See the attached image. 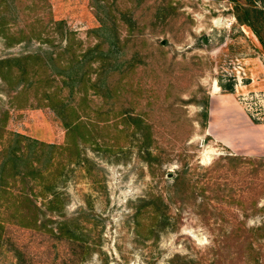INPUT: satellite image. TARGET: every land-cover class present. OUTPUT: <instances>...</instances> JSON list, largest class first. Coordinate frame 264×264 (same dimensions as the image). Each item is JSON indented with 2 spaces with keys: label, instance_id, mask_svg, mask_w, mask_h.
<instances>
[{
  "label": "rangeland",
  "instance_id": "374dc122",
  "mask_svg": "<svg viewBox=\"0 0 264 264\" xmlns=\"http://www.w3.org/2000/svg\"><path fill=\"white\" fill-rule=\"evenodd\" d=\"M236 1L244 4L245 0ZM253 5L264 9V0H255ZM232 8L231 0H0V59L27 54L33 57L17 64L23 75L12 73L6 81L0 78V149L8 145L11 133H18L55 145V161L60 162L61 157L65 160V151L60 150L65 141V129L43 94L47 89H54L59 96L75 103L78 94L68 91L79 88L82 92L79 81L71 82L63 77L70 74L67 50L60 55L58 67L48 62L54 50L67 44V32L72 33L69 47L75 54L88 52L100 36L94 28L102 20L108 25V36L131 40L123 45V58H130L133 51L142 56L133 66H129L131 60L124 65L127 72L117 91L131 90L126 98L122 91L123 97L118 103L124 98L128 104L114 108L113 105L100 107L101 99L90 95L87 79H93L96 63L89 60L90 54L81 59L79 74L85 75L80 80L85 82L89 99L84 107L76 108V113L82 114L80 118L89 129L86 134L96 136L94 141L98 143L103 140L99 138L102 136L106 142L105 151L97 149L92 144L94 141L82 146L84 155L96 168L95 181H91L85 167L73 162L65 164L64 177L56 186L57 192L67 196L62 212L49 211L45 199L34 197L40 210L37 218L46 220L45 231L39 236L13 225L26 224L29 220L26 203L13 212L6 198H0L3 227L0 264H16L19 262L17 253L34 264H72L69 263L72 256L68 260V245L46 231L50 228L57 232L61 215L76 217L80 236L100 250L83 264H166L174 254L191 258L202 256L203 264L213 262L214 258L217 260L213 264H253L252 260L244 262L241 248L244 236L250 237L252 247L264 248V237H257L260 230L264 234V156L233 153L222 141L208 135L229 134L231 138L232 131L236 134H243L240 130L250 134L264 131L263 127L250 130L244 126V119L264 123V53L250 29L237 24ZM59 23L62 33L57 28ZM143 40L145 44L141 43ZM132 41L136 46L130 44ZM94 54L92 52L91 56ZM40 61H44L43 70ZM169 61L173 66L167 78L159 68ZM55 71H62L63 76L55 75ZM46 75L54 81L46 82ZM168 79L172 87L166 90ZM217 81L230 83L231 92L222 90ZM176 96L184 100L194 98L196 103H184L181 109L170 112L167 103ZM204 100L207 101V121L209 114L212 118L210 133L197 123L201 120L198 113ZM110 102L108 100L107 104ZM124 107L134 114L142 113L150 124V134L169 153V161L163 162L160 170L152 167L153 172H150L137 155L134 139L124 140L115 135L131 134L129 128L119 131L122 125L117 110ZM127 146L126 159L123 152H118L114 160L111 151L119 147L125 151ZM150 148L155 149L153 144ZM207 151L212 154L208 155ZM229 154L244 156L245 160L224 161V166L204 176H214L225 185L216 195L209 189L204 193L208 204H215L218 213L210 219L209 225L201 222L190 208L182 207L176 229L162 231L157 238L134 233L128 218V202L147 193L161 192L166 196L171 182L166 172L172 173L179 167L180 156L185 155L188 163H198L204 168ZM201 172L196 170L192 180ZM1 181L8 182L10 178ZM31 186V182H16V187L25 191ZM239 188L244 190L242 196L237 195ZM229 194L236 195L233 201ZM170 207L173 215L176 205ZM231 231L230 236L225 235ZM210 249L219 250V258H213ZM258 262L264 264V255Z\"/></svg>",
  "mask_w": 264,
  "mask_h": 264
},
{
  "label": "trees",
  "instance_id": "16d2710c",
  "mask_svg": "<svg viewBox=\"0 0 264 264\" xmlns=\"http://www.w3.org/2000/svg\"><path fill=\"white\" fill-rule=\"evenodd\" d=\"M255 0H245L244 4L237 3L236 0H231L233 3L232 14L237 22L241 26H245L250 29L252 34L256 37L259 42L262 52L264 53V9L258 8L253 5ZM2 26V25H0ZM108 26L101 20V24L94 28V31H98L100 36L96 39L92 45L91 50L82 54H75L74 49L69 47V39L72 33H66L65 37L67 38V44L63 48H58L54 50L55 52L48 56V62L54 64L58 67V61L60 55L67 50L70 53V58L67 61L70 74L66 76L62 75V71H55V75L63 76L64 79L71 82H80L82 85V92L80 90L68 91L69 93L78 94L76 97V102L72 103L67 97L59 96L56 91L47 89L43 94L46 103L52 108L56 116L59 117L64 129H65V141L60 146V150L65 153V160L63 157L60 158V162L55 161L54 150L57 148L53 144L41 142L39 140L24 137L18 133H11L9 139L7 140L8 145L0 149V198H6V203L16 212L20 208V205L26 203L30 210V217L27 218L26 224L13 223V225L20 226L30 233H35L36 235H41L45 231V222L40 221L37 218L38 213L40 212L38 206L35 205L34 197H41L45 199L47 209L49 211L58 210L62 212L63 209V200L66 199V195L62 192H57L56 186L57 183L61 181L64 177L63 168L65 164H70V162L75 163L76 165L85 167L87 174L91 177V181H95L93 176L96 175V168L94 163L84 155L82 146L87 141H94L95 137L92 134H86L89 132L87 126L83 123L80 117L82 114L76 113V108H82L86 105L87 99H89L84 88L85 82L82 83L80 77L85 74H79V67L82 63V60L87 54L89 55L90 61H95L96 65L93 67L94 76L93 79H87L89 85L87 88L90 90V95L97 96L101 99V106H108L113 108L118 105H125L126 96L128 91L131 88H127L124 91L122 88L118 92L117 87H119L120 80L125 75V64L131 60L129 66H133L135 62L141 59V55L138 51H133L130 58H123V45H126L130 39H124L123 41L119 39L116 35H111L110 37L107 34ZM57 28L62 33L61 23L57 25ZM38 33V32H36ZM110 38V40L108 39ZM46 41L47 38L45 39ZM133 40V39H132ZM145 44L143 40L141 42ZM130 44L136 46V42L132 41ZM160 44V43H159ZM92 52L95 54L93 56ZM32 55H22L18 57H7L0 59V78L3 81L9 79V76L12 73L23 75L22 70L18 67L17 64L21 60H27ZM34 56V55H33ZM47 62V64H49ZM40 67L43 70V63L40 61ZM172 64L169 61L166 64L160 65L159 71L162 72L167 78H169V69L172 68ZM128 70V69H127ZM46 82L52 83L54 80L49 78V75L45 76ZM65 80H62L65 82ZM217 85L226 92H231V84H222L217 81ZM166 90L171 89L172 83L168 79L165 83ZM138 89V88H135ZM124 98L121 102L118 103V99H122L123 92ZM111 100L109 104L107 101ZM125 101V102H123ZM196 103L194 98L184 100L179 96H176L172 101L167 103L166 108L171 112L173 109H181V105L184 103ZM148 104V103H147ZM118 118L119 123L122 125L119 131L129 130L131 134H115L118 138L126 140L127 137L135 140V145L137 146V155L145 163L147 168L152 171V167H156L157 170H160L163 162L169 161V153L160 147L158 141L153 138L150 134V124L143 117L141 112L133 113L129 108L118 109ZM96 114L100 112L95 111ZM106 114V112H103ZM115 114V113H114ZM201 116V120L197 121L199 127L204 129L207 122V101L204 100L201 104V112L198 113ZM183 122L187 119H182ZM103 121V120H99ZM188 124L191 126V120L188 121ZM103 126L102 128H104ZM87 128V129H86ZM98 135V134H96ZM99 138H104L99 136ZM101 140V142H92L97 149H102L105 151L106 142ZM11 141V142H10ZM91 143V142H90ZM153 144L155 148L152 150L150 146ZM122 151V148L119 147L117 151H111L114 160L115 154L118 152H123L122 155L126 159L129 154L128 146L125 147ZM74 156V159H72ZM103 156H107L103 153ZM179 167L174 171H167L166 175L170 176L171 182L167 185L166 196H163L161 192L159 193H147L144 196L138 197L134 200L128 202L129 214L128 218L132 223V229L135 234L143 235V237L153 236L158 237V234L165 230H174L177 228V216L181 211L182 207L190 208L198 219L206 225H209V221L213 216H217V207L215 204H208L204 195L206 189L216 195L220 188H224L225 185L220 183L217 178L208 177L205 178V174H210L216 172L219 167L224 166V161L227 162H236L240 160H245L244 156L239 155H225L219 157L217 161L211 166L201 167L198 163H188L185 155L180 156ZM223 162L219 164L220 162ZM233 166V165H232ZM231 166V167H232ZM233 168V167H232ZM196 170H202L203 172L196 175L195 179L192 180V175ZM9 179L10 181L5 182L1 181L2 179ZM207 180L211 182L208 183ZM31 182L33 186L30 187V190L25 191L23 189H18L16 187V182ZM243 189L239 188L237 191L238 196H242ZM3 195V196H2ZM61 196V198H60ZM216 197V196H215ZM231 201L234 200L236 195H228ZM237 204L240 205V201L236 200ZM170 205H176V212L172 215L170 210ZM241 212L243 210L241 209ZM62 214V213H60ZM244 215V214H243ZM62 219L58 221L56 230L53 232L52 229H46L50 235L59 241L65 242L69 247V257L72 258L69 260V263L72 264H83V261L86 258H89L92 253H100V250L97 248L96 244L89 245L86 240L80 236L82 233L80 228L75 223L76 217H64L61 215ZM2 223L0 222V230L3 228ZM24 226V227H23ZM260 230V229H259ZM260 234L257 237H264L263 232L260 230ZM232 231L226 236H230ZM241 256L244 259V262L252 260L253 264H259V259L264 255V248L260 249L258 247H252L250 237L244 236L242 240ZM212 250V249H210ZM229 256L232 252L230 251ZM212 257H218L220 255L219 250H212ZM17 262L16 264H34L31 260H25L24 256L21 253H17ZM202 256L197 258H191L185 254H174L169 258L166 264H203ZM219 258V257H218ZM217 258H214L213 262L215 263Z\"/></svg>",
  "mask_w": 264,
  "mask_h": 264
},
{
  "label": "crops",
  "instance_id": "0c3cea01",
  "mask_svg": "<svg viewBox=\"0 0 264 264\" xmlns=\"http://www.w3.org/2000/svg\"><path fill=\"white\" fill-rule=\"evenodd\" d=\"M217 88V87H216ZM212 114V111H211ZM212 118L209 114L208 121L206 122L205 130L207 133L211 132V123ZM211 124V125H210ZM244 126L245 128H249L250 130H254L255 128L261 129L260 127L264 128V123L255 124L252 122H247L244 119ZM209 131V132H208ZM240 130L239 132L243 134H236V131H232L230 133L231 138H229V134H208L214 139L222 141V143L230 148L233 153L237 154H245V155H257V156H264V131L261 134H250L249 131ZM261 131V130H260ZM229 133V132H228Z\"/></svg>",
  "mask_w": 264,
  "mask_h": 264
},
{
  "label": "bare ground",
  "instance_id": "6f19581e",
  "mask_svg": "<svg viewBox=\"0 0 264 264\" xmlns=\"http://www.w3.org/2000/svg\"><path fill=\"white\" fill-rule=\"evenodd\" d=\"M207 154L210 155V154H212V152L211 151H207Z\"/></svg>",
  "mask_w": 264,
  "mask_h": 264
}]
</instances>
